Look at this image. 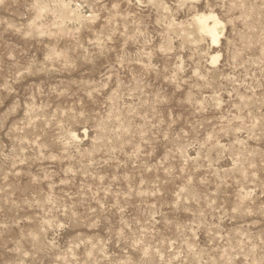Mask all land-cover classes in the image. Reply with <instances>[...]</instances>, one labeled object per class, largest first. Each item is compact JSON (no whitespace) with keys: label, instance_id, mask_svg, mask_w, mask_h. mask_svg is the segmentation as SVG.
Masks as SVG:
<instances>
[{"label":"rangeland","instance_id":"rangeland-1","mask_svg":"<svg viewBox=\"0 0 264 264\" xmlns=\"http://www.w3.org/2000/svg\"><path fill=\"white\" fill-rule=\"evenodd\" d=\"M0 264H264V0H0Z\"/></svg>","mask_w":264,"mask_h":264},{"label":"bare ground","instance_id":"bare-ground-1","mask_svg":"<svg viewBox=\"0 0 264 264\" xmlns=\"http://www.w3.org/2000/svg\"><path fill=\"white\" fill-rule=\"evenodd\" d=\"M64 6V5H63ZM64 8V7H63ZM66 11V10H65ZM209 14V13H208ZM212 19L213 21H212V23L210 24V23H208V20L209 19ZM216 18V17H215ZM215 18H214V15H212V16H210V15H197V17H196V21H197V24H198V26H199V28L202 30V31H204V32H206L207 34H209L210 35V37H211V40H212V42H214V43H217L218 42V35H217V32H216V24H217V22H216V20H215ZM193 19V18H192ZM218 20V19H217ZM220 21V20H219ZM219 25V24H218ZM217 25V26H218ZM224 25V24H223ZM221 26V25H220ZM222 30V29H221ZM220 33V32H219ZM222 34V33H221ZM219 55V54H218ZM215 57H212V60L213 61H215ZM218 60V59H217ZM146 253V252H145Z\"/></svg>","mask_w":264,"mask_h":264}]
</instances>
